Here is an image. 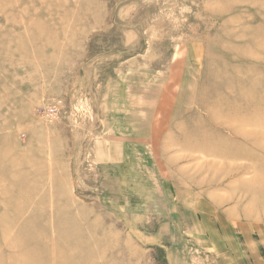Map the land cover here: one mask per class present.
<instances>
[{
    "label": "rangeland",
    "instance_id": "obj_1",
    "mask_svg": "<svg viewBox=\"0 0 264 264\" xmlns=\"http://www.w3.org/2000/svg\"><path fill=\"white\" fill-rule=\"evenodd\" d=\"M0 264H264V0H0Z\"/></svg>",
    "mask_w": 264,
    "mask_h": 264
},
{
    "label": "bare ground",
    "instance_id": "obj_2",
    "mask_svg": "<svg viewBox=\"0 0 264 264\" xmlns=\"http://www.w3.org/2000/svg\"><path fill=\"white\" fill-rule=\"evenodd\" d=\"M197 54V53H196ZM237 82V81H236ZM230 85V84H229ZM178 93V92H177ZM217 105L220 107V108H218L217 107ZM201 106L205 109V110H207L213 117L214 116H216V114L218 115H222V116H228V115H231V116H234L233 114H235V112H236V114H238L239 113V111L237 110V109H233V108H227L226 106H223V104H221V103H217V102H211V103H208L207 101H203V102H201ZM196 107V106H195ZM247 114H244V115H242V116H239V118H240V120H242L243 122H249L252 118V113H250V111H248V110H244ZM180 112V111H179ZM200 112V111H199ZM253 112V111H252ZM257 113H259V112H257ZM260 114V113H259ZM177 116V115H176ZM224 118H222L221 117V120H220V122H219V120H217V122H219V124H220V128H226V127H233L232 125H231V123L233 122V120H231L230 121V124H228L227 122H226V120H223ZM223 120V121H222ZM218 125V124H217ZM214 127H215V125H207V126H204V129L205 130H207V132L208 131H210V130H213L214 129ZM165 129V128H164ZM251 129V128H250ZM214 140V139H213ZM213 140H211V141H209V143H215V145H217V140H215V141H213ZM248 140V139H247ZM224 141V139L222 138V139H220V142H223ZM192 142V141H191ZM203 145H204V143H202ZM201 144V145H202ZM202 145V146H203ZM207 146H208V143H207ZM190 149H192V148H190ZM249 151V150H248ZM190 153V152H189ZM204 157V156H203ZM217 165V164H216Z\"/></svg>",
    "mask_w": 264,
    "mask_h": 264
}]
</instances>
